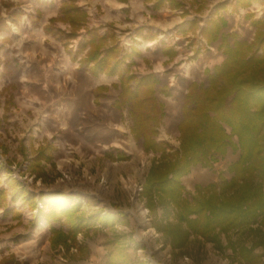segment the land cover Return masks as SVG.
I'll list each match as a JSON object with an SVG mask.
<instances>
[{
    "label": "rangeland",
    "instance_id": "374dc122",
    "mask_svg": "<svg viewBox=\"0 0 264 264\" xmlns=\"http://www.w3.org/2000/svg\"><path fill=\"white\" fill-rule=\"evenodd\" d=\"M61 1L0 0V104H2L0 110L2 107L3 118L6 115H4L5 111L9 112L7 116H12L9 122L4 120L6 126L10 125L17 132L14 133L10 128L11 132L16 134L12 141L18 140L22 133H25L23 136H27L26 129H30L32 123L34 126L36 119L42 116H54L51 112L53 110L50 111L49 107L58 104V96L62 97L65 88L66 104L73 110L62 116L66 119L67 125L81 127L67 130L65 134L70 146H66L67 156L64 162L68 164L63 166V171H58L54 165L48 166V163L35 158L32 162V158L25 155L16 160L14 152L8 155L6 149L0 147V186L6 188L7 197L8 194L11 195L10 210L15 203L19 205L18 202H22L20 197L12 198L14 190L10 187V180H16L28 191L70 187L76 191L73 194L74 200L83 201V203L79 202L80 200L77 201L81 204L82 217V212L88 213L89 217L95 212H103L104 216L113 219L114 225L108 226L103 224L104 219L95 218L92 221L95 230L93 233L104 239L105 250L110 253L120 252L121 258L117 261L119 264H253L239 261L226 243L232 240L237 245L250 246L264 238L262 223H254L245 229L231 230L227 234L219 232L217 242L189 233L186 241L180 246L172 245L170 240L156 229L155 224L159 221L176 222L172 206L158 203L156 194L152 195L156 203L155 209L150 210L146 206L145 175L149 166L159 159V153L146 151L142 147L141 137L133 134L129 106L123 105L117 108L113 105L119 90L118 86H113L114 80L115 83L118 82L116 76L105 74L106 77L97 78L102 79L105 84L85 92L84 85L90 86L91 82L97 79L86 76L84 70H73L70 74L73 79L81 82L83 88L73 92L69 90L70 84L67 82L69 72L64 67L62 57L65 54L70 56L69 53L75 51L84 30L81 29L79 36L69 40L65 45V35L58 30L68 31L70 27L59 18ZM80 1L84 0H75L76 4ZM91 1L94 2L93 5ZM233 1L235 0H204L199 7L196 5L197 8H192L191 12L196 14L198 31L195 35L189 30L188 37L180 38L178 41L173 39L174 29L179 36L181 30H177L176 27L168 29L167 22L158 23L161 27L157 29V32L166 35L163 36L162 42L179 44V56L175 60L164 62L160 68L153 63L146 64L143 68H138L136 65L130 66V70L137 74L147 71L155 73L160 77V85L169 86V95L165 97L160 95L165 101L167 112L158 126L156 135L158 141L166 143L168 151L179 147L180 136L177 123L181 117L182 99L187 85L192 79L198 83L207 84V72L204 69L211 70L212 66L224 57L219 47L214 50L206 47L203 41L205 38L203 39L200 34V27L206 24L208 18L213 17L217 4L226 3L224 10L220 9L215 13L226 20L221 33L227 36L235 33L239 39L251 40L253 37L254 27L251 25L249 15H253L254 18L260 17L264 11V3L253 2L250 6L238 7L234 10L232 9ZM87 5L90 6L88 14L90 27L100 26L108 20L104 14L107 7L105 0H87ZM135 6L131 3V6L123 11L124 16L113 18L116 21L113 27H116L120 43L127 49L134 40L131 28L124 26L123 23L128 22L127 14H130L129 10L133 11ZM173 14L177 15V12L170 11L164 17L153 16L155 20L162 21L168 20ZM51 17L55 18L52 22H50ZM155 20H152V23ZM45 25L51 28L50 32L44 30ZM185 40L189 41L186 45H184ZM228 41L231 43L233 38L228 36ZM142 42L146 43V41H137V43ZM193 45H196V54H200L199 60H196V66L189 63L193 55L185 57L187 49ZM62 47L65 54L62 52ZM84 54L85 50H82L76 55L80 58ZM152 56L154 58L152 61L155 63L156 56ZM187 64L190 65L189 69ZM104 88L106 93L101 92ZM70 89H73V86ZM96 89L99 90L100 96L95 98ZM58 91L59 95H57ZM70 93L73 95L72 104L68 103ZM60 100L64 104V98ZM40 106L46 108L42 113L39 112ZM5 129L7 130V127ZM233 139L235 140V137ZM17 146L19 149V144ZM40 149L41 146L37 148V151ZM31 152L27 150L26 154ZM107 153H110L112 157H109ZM118 154H124L125 159H116ZM237 156L238 151L233 152L228 148L224 156L218 155V160L211 167H203L200 164L193 166L190 172L182 177L187 193L195 192V185L206 186L211 182L218 183L220 173L229 178L227 166ZM141 158L144 159V163ZM137 170L139 172L136 176ZM106 171L109 172L107 178ZM101 173L105 177L101 176ZM95 175L98 177H94ZM129 180L137 181L132 194H129L126 187ZM90 201H93L92 207H87ZM38 202L40 201H35V209L27 206L24 214H18V217H25L26 214L33 215V213L39 215ZM30 210L33 212L30 213ZM6 214L4 211L3 215ZM16 226H19L17 231L9 234L15 226L7 225L3 219L0 220V264H58V260L64 264H81L76 261V256L83 244V230L87 228L72 237H64L62 241H55L52 236L50 247L46 246L45 249L48 230L45 223L43 228L37 225L36 234L34 232L32 234L34 231L32 223H27L24 227V224L18 220ZM150 228L152 232L142 234L144 230ZM109 237L114 238L117 244L113 245L110 242L112 238ZM118 240L121 242L118 243ZM254 252L261 254L259 260L264 262V244L257 245ZM67 257L72 259L71 263H67L69 261Z\"/></svg>",
    "mask_w": 264,
    "mask_h": 264
},
{
    "label": "trees",
    "instance_id": "16d2710c",
    "mask_svg": "<svg viewBox=\"0 0 264 264\" xmlns=\"http://www.w3.org/2000/svg\"><path fill=\"white\" fill-rule=\"evenodd\" d=\"M253 2L264 3V0H235L232 9L250 6ZM174 5L180 6V3ZM225 5V2L218 3L214 14L224 10ZM87 16L86 10L75 0H62L59 18L70 28L58 31L65 35L67 45L84 30L72 57L85 50L79 60L92 75L118 76L120 90L113 105L129 106L133 133L142 138L146 151L159 153V159L149 166L145 175L146 206L155 209L152 195L156 194L158 203L172 206L176 222L159 221L156 229L172 245L180 246L189 233L217 242L219 232L227 234L254 223L264 224V11L258 18L249 15L254 27L251 40L239 39L235 33H230L228 36L233 38L230 43L227 34L221 33L226 24L221 15L208 18L200 27V34L208 43L219 38L218 46L224 57L211 70L204 69L207 84L191 81L187 85L177 123L179 147L172 151L166 149V143L156 140L157 126L164 115L163 104L156 97L160 78L152 72L131 71L132 60L128 59L137 51H127L121 45L113 26L109 25L103 32L100 26L90 27ZM53 20L55 18L51 17L50 22ZM44 30L50 32L51 28L45 25ZM160 90L169 94L168 90ZM98 96L100 94L95 98ZM228 148L238 151L237 158L227 166L230 177L220 173L218 183L195 185V192L187 193L182 177L195 165L211 167L218 155L224 156ZM46 157L40 149L35 159ZM125 157L118 154L115 158ZM10 187L14 190L13 199L20 197L30 208H35L33 193L16 180H10ZM38 199L42 202L38 210L41 218L49 223L63 219L68 226L66 232L50 226L55 241L72 237L90 226V221L80 214L81 204L71 193H39ZM6 203L7 190L0 186V206ZM112 220L106 216L103 224L112 226ZM110 242L114 245L116 240L112 238ZM259 244H264V238L250 246L229 240L226 246L239 261L264 264L259 260L262 255L254 252ZM217 245L220 247L219 243ZM120 258L119 251L110 253L108 264H116Z\"/></svg>",
    "mask_w": 264,
    "mask_h": 264
},
{
    "label": "crops",
    "instance_id": "0c3cea01",
    "mask_svg": "<svg viewBox=\"0 0 264 264\" xmlns=\"http://www.w3.org/2000/svg\"><path fill=\"white\" fill-rule=\"evenodd\" d=\"M106 1V11H105V16L108 17V20L104 21V23H102V25L100 24V32H103L107 29V27L109 25L111 26H115L116 25V21L113 20V18H120V16H124L123 11L131 6V3L133 5H136L133 8V11H131V9L129 10L130 14L128 13V22L123 23L125 24L124 26H128L131 28L132 31V37L133 40L131 45H129V48L127 49V47H125V49L127 51H130L131 49L136 50L137 53L133 54L131 58H129L128 60H132V64L131 66L136 65L138 68H143L145 67L146 64L150 65V64H154V65H160L162 66L164 62L166 61H170V60H175L176 57L179 56L180 52L178 49L179 44H172V43H165L162 42V38L163 36L165 37V33H161V32H157V29L161 27L160 24L161 22H164L168 24V29L171 28H175L177 30H181L180 32V36L179 34L177 35L174 29V35H173V39L174 40H180L184 39L185 37H188V33L189 30H191L193 33H195L198 31L197 27V21H196V17H195V13H192V8H197L200 6L201 0H172V2L170 3L168 0H105ZM97 2V1H96ZM180 3V6H176L174 4L176 3ZM234 2V1H233ZM91 5H93L92 3L94 2H90ZM78 4H80L79 6H82L87 14H89V8L90 6L87 5V0L84 1H80ZM197 5V7H196ZM232 6V4H231ZM86 7V8H85ZM191 9V10H189ZM177 12L176 14H173L171 17L168 18V20L163 19L162 21H157L155 20L154 16L156 15L158 16H162L164 17V15L168 12ZM190 12V13H189ZM154 15V16H153ZM89 16V15H88ZM88 16H87V23H88ZM216 16V14L213 15V17ZM152 20H155L154 23H152ZM113 22V23H112ZM121 26V25H120ZM102 29V31H101ZM116 29V27L114 28V30ZM188 29V31H187ZM116 34L117 31L115 30ZM171 34V32L169 33ZM183 35V36H181ZM118 36V34H117ZM194 37V36H193ZM196 38V37H195ZM203 38V37H202ZM120 39V37H119ZM165 39V38H164ZM204 39V38H203ZM201 39V40H203ZM137 41H146V43H137ZM166 41V40H165ZM204 44H206V47H209L211 50H214V48H218L219 46V38L216 41L213 42H206V40L204 39ZM187 42H189L188 40H185L184 45L187 44ZM183 45V44H182ZM181 45V47H182ZM190 49H187L188 51L185 53V57L187 58L188 56L193 55V58H191L190 62L191 64L196 66V60H199L198 57L200 54H196V45L193 46H189ZM194 48V49H193ZM62 52L64 53V49L62 47ZM59 53H61L59 51ZM71 54L70 56L68 55H64L63 60H64V67L65 69L69 72V74H67V82L70 84V88L71 86H73V89H70L72 92L78 88H80L82 90V85L81 82L76 81V79H73V76L70 74L73 70L79 71V70H84L83 72L86 73V76H91L92 79H97V78H103L106 77L105 74H99L97 76L92 75L89 70L86 68V66L84 64H82L80 62L79 56L77 55L75 58H73L72 56L74 55V52L69 53ZM155 55V63L154 61H152L153 56ZM214 55V54H212ZM66 56V57H65ZM197 57V59H196ZM77 61V62H74ZM75 63V64H73ZM216 64V63H215ZM188 69H189V64H187ZM151 71H147L144 72L142 74L145 73H149ZM153 73V72H152ZM155 74V73H154ZM156 75V74H155ZM109 76H116L118 78L117 75H109ZM157 76V75H156ZM158 77V76H157ZM160 78V77H159ZM71 80V81H70ZM192 81H196L194 79H192ZM113 86H118V89L120 90L119 87V78H118V82L115 83L116 81H113ZM105 82L102 81V79H97L95 80V82H91L90 86L88 84L84 85V91L88 92V91H92V89L96 88L99 85H104ZM160 88H163L165 90L169 91V86L166 84H162L157 88L158 91H156V97L157 100H159L162 104H163V111H164V115L160 120V123L163 121L165 115H166V104L165 101L163 100V97H161L160 95L168 96L165 95L162 90H160ZM60 89V88H59ZM66 89V88H65ZM63 90V95L60 98L58 96V104H53L52 106H50V111H51L54 116L52 117H48V116H42L39 119L35 120L34 126L31 124V128L26 129L28 134L27 136H23L25 135V133H22L19 135L18 140H14L15 142L12 141V139L15 138L16 134H13L10 130V128H12L10 125L6 126L4 120L6 122H9V120L11 119V115H9L8 111H5L4 113V118L2 117V113H3V108L1 107L0 110V147H3L6 149L7 154L11 155V152H14V156L16 157V160L20 159L23 157V155H25L26 157H29L31 159V161L33 160V158H35V156L38 154V152L40 150L37 151V148L39 146H41V150L43 151V154L46 155V158H40L38 160H40L41 162H45L48 166L54 165L55 169L58 171H61V169L58 167L59 163H63L65 161L64 158H66L65 156H67L65 154L66 152V146H70V143L67 142L66 137V132L67 130H72L75 129V127L77 128H81L80 125H67V121L66 119L62 116L67 112L72 111V107H70L69 105H67L66 103V98L64 97V92H66V90ZM118 90V93H119ZM101 92L106 93V89L104 88V90H101ZM117 93V95H118ZM71 94V93H70ZM69 94V99L70 101H68V103H73V99H72V94ZM96 94H100L99 90L96 89ZM59 95V91L58 94ZM184 96V95H183ZM64 98L63 102L60 100ZM183 100V99H182ZM2 106V104H0ZM39 112L42 113L43 111H45V107L40 106L39 107ZM78 109V107H77ZM129 113H130V109H129ZM131 116V115H130ZM132 118V117H131ZM30 120V119H29ZM28 120V121H29ZM30 122V121H29ZM25 126V125H24ZM159 126V125H158ZM157 126V129H158ZM7 127V130L5 129ZM26 127V126H25ZM103 128V127H102ZM131 129H134V125L131 124ZM14 133H17L15 129H13ZM134 134V133H133ZM138 137V136H137ZM157 140V139H156ZM17 144H19V149ZM22 144V145H21ZM141 144H142V138H141ZM143 147V144H142ZM14 149V151H12ZM27 150L32 151L30 154H26ZM110 154V153H107ZM34 162V161H32ZM48 171V170H47ZM106 178L109 177V172L106 171ZM101 176L105 177V175L103 173L100 174ZM94 177H98V175L94 176ZM36 190H29V192L33 193L35 195V201L37 202L38 199V194L39 193H43L44 195L47 193H56V194H68L71 193L72 195L76 192L74 189L70 188V187H66V188H50V189H46L45 191L42 189H37ZM10 198V199H9ZM18 199V198H17ZM21 201L18 202L19 205H17L15 203V205L13 206L12 210H10V207L12 205L9 204V201H11V195L8 194L7 197V203L6 206H0V220L3 219L5 223H7V225H13L15 227H13L9 234H13L17 231V228H19V226H16V223L18 220L21 221L22 224H24V227L27 225V223H32L34 225L32 234L33 232L36 234L37 233V225L41 228H43L44 223L47 226V234H46V244L45 245V249L46 246L50 247V243L52 240V233L50 231V226L53 227V229H58L60 228L63 232H66L68 229L67 224L62 220L59 221H55L53 223H49L48 221L44 220L43 218L40 217L39 215H36V213H33V215H24L25 217H18V214H24V210L27 208V203H24L23 199H21ZM92 202H89V206L87 207H92ZM35 209V208H34ZM21 210V211H20ZM4 211H6V215H3ZM33 210H30V213H32ZM28 213V212H27ZM39 213V211H38ZM29 214V213H28ZM88 213H84L82 212L83 217L91 222V225L86 229L83 230L84 233V240H83V244L80 247L79 251L77 252V256H76V261L80 262L81 264H108V256L110 254V252H108L107 250H105L104 247V239L101 238L100 236H98V234H94L93 232L95 231L93 229V223L92 221L97 218L98 220H103L106 216L103 215V212H95L94 214L91 215V217H89L87 215ZM44 221V222H43ZM39 223V224H38ZM28 227H30L28 225ZM8 234V233H7ZM112 238V237H109ZM121 242L120 240H118V243ZM117 244V243H116ZM66 256V254H65ZM70 257H67V259H69ZM129 258V257H128ZM61 259V258H60ZM68 262H72V259H69ZM58 264H64L61 263L60 260L57 261ZM119 264V263H116Z\"/></svg>",
    "mask_w": 264,
    "mask_h": 264
},
{
    "label": "bare ground",
    "instance_id": "6f19581e",
    "mask_svg": "<svg viewBox=\"0 0 264 264\" xmlns=\"http://www.w3.org/2000/svg\"><path fill=\"white\" fill-rule=\"evenodd\" d=\"M157 68H160V65H157ZM187 68H188V66H187ZM141 160H142V162L144 163V159L143 158H141ZM68 163H65V162H63V163H59V165H58V167L61 169V171H63L64 169H62L63 168V166H65V165H67ZM138 170L136 171V173H135V175L137 176V174H138ZM127 186V190H128V192H129V194H132V192L134 191V189H135V187H136V185H137V181L135 180H129L128 181V183L126 184ZM152 232L153 230L150 228V229H148V230H144L143 232H142V234H145V232Z\"/></svg>",
    "mask_w": 264,
    "mask_h": 264
},
{
    "label": "built area",
    "instance_id": "2783aa9c",
    "mask_svg": "<svg viewBox=\"0 0 264 264\" xmlns=\"http://www.w3.org/2000/svg\"><path fill=\"white\" fill-rule=\"evenodd\" d=\"M78 200H80L79 202H81V203H83V201H81V199H78ZM77 200V201H78ZM40 208H42V203L41 202H38V209H40ZM151 264V263H150Z\"/></svg>",
    "mask_w": 264,
    "mask_h": 264
}]
</instances>
